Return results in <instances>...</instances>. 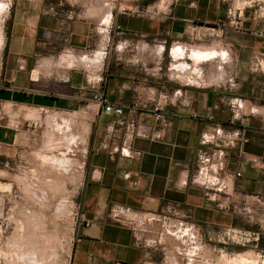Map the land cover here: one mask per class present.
Instances as JSON below:
<instances>
[{
	"label": "crops",
	"instance_id": "crops-1",
	"mask_svg": "<svg viewBox=\"0 0 264 264\" xmlns=\"http://www.w3.org/2000/svg\"><path fill=\"white\" fill-rule=\"evenodd\" d=\"M236 17L222 0H177L157 14L119 12L112 23L114 51H106L91 83L84 66L55 61L62 50L90 54L98 45L94 23L69 16L56 0H13L0 102L46 107L40 110L42 123L50 119L38 132L36 120L18 114L13 123L0 113V144L37 148L44 145L41 135H71L68 153L80 176L69 264H175L180 240L161 232L157 220L142 219L138 227L117 223L110 217L115 204L156 214L177 207L207 237L200 250L204 260L194 264H214L221 251L214 238L243 229L232 210L236 198H264V129L258 126L264 116V23L240 14L235 27ZM176 42L184 48L175 58ZM202 48L226 51L205 60L194 57ZM224 79H233L236 87L229 91ZM95 93L123 106L134 123L104 111ZM235 96L244 101L239 117L229 103ZM139 103L146 106L129 110ZM219 126L223 135L239 131L248 138L241 146L220 148L222 191L206 187L196 175L200 152L216 148ZM77 213L90 224L80 225ZM7 218L0 212V232H6Z\"/></svg>",
	"mask_w": 264,
	"mask_h": 264
},
{
	"label": "rangeland",
	"instance_id": "rangeland-1",
	"mask_svg": "<svg viewBox=\"0 0 264 264\" xmlns=\"http://www.w3.org/2000/svg\"><path fill=\"white\" fill-rule=\"evenodd\" d=\"M175 1L177 0H56V3L69 16L85 17L94 23V36L98 45L93 46L88 55L87 51L73 53L78 57L94 60L93 56L100 50L107 51L108 54L114 51L117 35L112 23L115 14L164 13L169 11ZM222 1L225 7L232 9V15L238 18L240 14L241 18L245 15L252 16L264 23V0ZM12 4L13 0H0V84ZM238 18L239 22L241 19ZM106 29L110 34L103 32ZM207 37V34L203 36L204 39ZM169 42L171 44L173 41ZM223 49H216V52H225ZM64 54L72 53L62 50L58 51L57 56ZM177 65L175 63L173 67ZM96 69L98 68L87 69L91 71V79L98 77V73L93 74ZM34 73L38 77L40 70L36 68ZM0 113L5 119L11 118L13 123L18 120V114L36 120L38 132L46 128L45 124L50 119L46 117L42 123L41 115L45 113H40L39 109L2 101ZM13 115L16 118L12 119ZM66 128L69 129L68 126ZM69 136L71 135H41L40 144L43 141L44 145L37 148L0 144V212L10 215L2 223V228H7L6 232H0V264H43L49 260L56 261L57 264H69L80 176L76 169L79 164H73L68 153L72 148ZM232 210L243 229L235 232L230 239L224 237L223 232L214 238L219 239L221 249L214 264H264V198L257 197L250 202L236 198ZM23 214H27V220L21 218ZM173 256L175 260H183L180 255Z\"/></svg>",
	"mask_w": 264,
	"mask_h": 264
},
{
	"label": "built area",
	"instance_id": "built-area-1",
	"mask_svg": "<svg viewBox=\"0 0 264 264\" xmlns=\"http://www.w3.org/2000/svg\"><path fill=\"white\" fill-rule=\"evenodd\" d=\"M229 13L232 14V9L229 8ZM153 14H157L154 12ZM232 25L235 27H239V22L231 21ZM258 65L263 67V64L259 61ZM93 83L95 79L91 80ZM102 79H98L97 81H101ZM225 87L232 91L236 87V82L233 79H229L225 81ZM164 98L167 99L168 94L166 92L163 93ZM94 100L104 109L106 112H110L116 114L118 116H122V123L126 121L128 124H133L134 119H128L125 115V108L120 105H115L108 101L105 94L103 93H95L93 96ZM230 106L233 108L235 116L239 117V111L242 110L243 107V99L238 96L229 98ZM138 105L146 106L142 103L134 104L129 107V110H134ZM41 111H48L46 107L40 106L36 107ZM160 109L159 106L154 107V111L157 112V116H160L158 112ZM259 127L264 129V116H259ZM217 133L222 134V128L220 126L217 129ZM205 141H209L208 138ZM248 141V138L240 134L239 131H236L234 135H221L220 138L216 139V148L212 152L201 151L199 154V163H198V171H197V180L205 185L206 187H211L216 185V187L222 191L226 188V181L221 177V171L223 170V161H222V146L225 147H233V146H241ZM240 175V173H237ZM110 217L112 220L117 223L132 225L134 227H138L139 222L144 220H157L160 223L161 232H165L170 236L176 237L179 239V243L174 246L177 255L182 257V261L173 260L175 264H193L198 262L197 260H204L201 257V247L203 245V235L201 230L197 225L190 222L187 219H184L181 215V211L175 207L170 206L163 213H140L135 210H132L128 207H124L122 205L115 204L111 207ZM182 217V218H181ZM77 222L80 225H89L90 222L84 218L82 214L77 213ZM237 232L234 230L227 229L223 233L224 236H227L229 239L232 235Z\"/></svg>",
	"mask_w": 264,
	"mask_h": 264
},
{
	"label": "bare ground",
	"instance_id": "bare-ground-1",
	"mask_svg": "<svg viewBox=\"0 0 264 264\" xmlns=\"http://www.w3.org/2000/svg\"><path fill=\"white\" fill-rule=\"evenodd\" d=\"M2 3V2H1ZM105 4V3H104ZM107 5H105V7H106ZM94 7V6H93ZM105 7H104V9H105ZM98 9V8H97ZM110 10V9H109ZM108 11V10H107ZM106 12V11H105ZM106 14V13H105ZM1 33V32H0ZM2 38H3V35H2ZM2 40V39H1ZM3 41V40H2ZM180 43V42H179ZM1 44V43H0ZM181 45H182V43H180ZM181 45H176V48L173 50V55H174V57L176 58V57H179V55H181V54H183V52L181 53V51H182V48H184V46L182 47ZM156 47H157V45H156ZM155 47V49H157L156 51L157 52H159L158 54H160V53H162V51H163V49H164V47L163 46H159L158 48H156ZM182 47V48H181ZM187 46H185V48H186ZM106 48V47H105ZM188 48V47H187ZM102 49V48H101ZM222 50V49H221ZM220 50V51H221ZM224 50V49H223ZM98 51V50H97ZM71 52V51H70ZM69 52V53H70ZM186 52H187V50H186ZM195 53V55H194V57H199V58H201V56H202V58L201 59H205V58H207L208 56L210 57L211 55L213 56V54H215V52H216V49H213V50H211V49H203L202 48V50H200V49H198V50H195L194 51ZM105 53H106V51H104V50H100L97 54H96V56L94 55L93 57H95V59L94 60H90V59H88L89 57H87V58H84V57H78V56H76L75 54H64L63 56H60L59 58H58V62H56L58 65L60 64V65H64V67L65 66H67V67H73V66H75V65H77V64H82V66H84L86 69H92V68H99L100 67V65H101V63H102V61L104 60V57H105ZM185 53V52H184ZM217 54H218V52H216ZM192 55H193V53H192ZM91 56V55H90ZM182 56V55H181ZM180 56V57H181ZM45 63V62H44ZM50 64H53V62L52 61H48L47 62V65H50ZM66 64V65H65ZM178 66V65H177ZM173 67L174 69H176V71H179V73H180V71H182L181 69H180V67ZM45 67V66H44ZM75 67H77V66H75ZM46 68V67H45ZM100 70V69H99ZM175 72V71H174ZM194 72H196V71H194ZM50 73V72H49ZM178 72H176L175 74H177ZM182 73V72H181ZM232 74V73H231ZM90 75H91V71H90ZM91 77V76H90ZM228 78H229V76H228ZM93 79H95V78H92L91 80H93ZM225 80L226 79H224V82H225ZM219 82V81H218ZM223 82V83H224ZM67 126H69V125H67ZM68 129V128H67ZM244 257V256H243ZM246 260V259H245ZM39 262V261H38ZM39 264V263H38Z\"/></svg>",
	"mask_w": 264,
	"mask_h": 264
}]
</instances>
